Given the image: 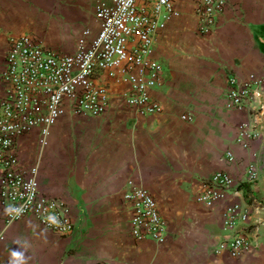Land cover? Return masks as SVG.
<instances>
[{
    "label": "crops",
    "instance_id": "1",
    "mask_svg": "<svg viewBox=\"0 0 264 264\" xmlns=\"http://www.w3.org/2000/svg\"><path fill=\"white\" fill-rule=\"evenodd\" d=\"M171 1L179 16L155 34L151 54L162 69L150 92L161 113L139 115L124 100L127 87L100 74L95 81L110 93L103 115L64 113L42 147L36 131L16 139L20 169L34 171L41 194L64 202L73 231L50 232L32 217L7 224L0 202V264H264V87L241 110L224 103L230 78L244 82L262 72L264 0H227L207 34L197 30L192 0ZM92 2L0 0V98L9 40L28 34L44 49L71 53L85 31L88 40L97 33ZM137 3L150 7L149 0ZM243 124L254 136L239 144ZM247 164L256 166L258 180L240 184ZM217 171L230 174L235 185L207 208L196 196ZM130 185L156 201L166 224L163 242L130 236V204L123 197ZM234 204L248 218L228 228L223 215ZM234 234L250 244L239 257L218 249Z\"/></svg>",
    "mask_w": 264,
    "mask_h": 264
},
{
    "label": "built area",
    "instance_id": "2",
    "mask_svg": "<svg viewBox=\"0 0 264 264\" xmlns=\"http://www.w3.org/2000/svg\"><path fill=\"white\" fill-rule=\"evenodd\" d=\"M148 9L137 0L98 2L94 18L98 30L93 38L84 36L71 53L57 54L44 49L36 36L22 34L9 40V48L1 73L3 86L0 98V202L5 222L14 223L25 217L37 220L40 226L62 236L70 235L73 223L69 209L60 199L46 197L38 189L34 171L20 169L15 154V141L30 132H37L40 147L47 144L49 131L67 112L90 117L103 115L110 93L105 84L95 81L100 74L114 84L127 87L123 93L128 107L149 117L162 112L150 92L158 86L162 69L152 59L153 38L173 17L179 16L171 0H149ZM227 0H192L197 30L211 32ZM225 107L241 110L260 97L264 87V62L259 76L250 75L244 82L228 80ZM181 119L191 121L189 115ZM254 136L243 124L236 141ZM245 147V143L242 144ZM229 163L233 161L226 152ZM258 180L254 164L244 167L240 184ZM234 178L223 171L215 172L203 185L196 201L210 208L225 199ZM123 197L130 204V236L137 241L161 243L166 224L153 196L139 186H129ZM225 227H236L248 218L245 208L234 204L224 212ZM249 242L231 235L220 242L218 249L239 257L249 250Z\"/></svg>",
    "mask_w": 264,
    "mask_h": 264
},
{
    "label": "rangeland",
    "instance_id": "3",
    "mask_svg": "<svg viewBox=\"0 0 264 264\" xmlns=\"http://www.w3.org/2000/svg\"><path fill=\"white\" fill-rule=\"evenodd\" d=\"M87 3H89V2H87ZM94 3H95V0H93V2H92V6H94V5H95Z\"/></svg>",
    "mask_w": 264,
    "mask_h": 264
}]
</instances>
